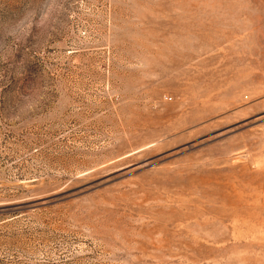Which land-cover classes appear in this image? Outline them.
<instances>
[{
    "label": "rangeland",
    "instance_id": "374dc122",
    "mask_svg": "<svg viewBox=\"0 0 264 264\" xmlns=\"http://www.w3.org/2000/svg\"><path fill=\"white\" fill-rule=\"evenodd\" d=\"M0 264H264V0H0Z\"/></svg>",
    "mask_w": 264,
    "mask_h": 264
}]
</instances>
